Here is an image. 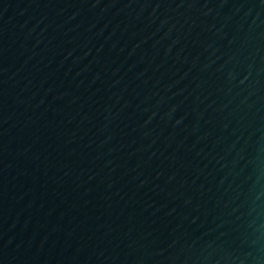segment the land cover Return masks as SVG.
Returning a JSON list of instances; mask_svg holds the SVG:
<instances>
[{
	"label": "water",
	"instance_id": "95a60500",
	"mask_svg": "<svg viewBox=\"0 0 264 264\" xmlns=\"http://www.w3.org/2000/svg\"><path fill=\"white\" fill-rule=\"evenodd\" d=\"M0 264H264V0H0Z\"/></svg>",
	"mask_w": 264,
	"mask_h": 264
}]
</instances>
